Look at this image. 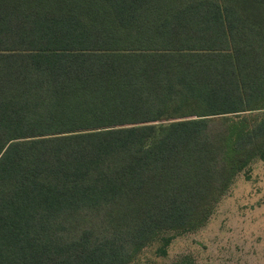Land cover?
<instances>
[{"label":"trees","instance_id":"1","mask_svg":"<svg viewBox=\"0 0 264 264\" xmlns=\"http://www.w3.org/2000/svg\"><path fill=\"white\" fill-rule=\"evenodd\" d=\"M262 157L264 0H0V264L164 254Z\"/></svg>","mask_w":264,"mask_h":264},{"label":"rangeland","instance_id":"2","mask_svg":"<svg viewBox=\"0 0 264 264\" xmlns=\"http://www.w3.org/2000/svg\"><path fill=\"white\" fill-rule=\"evenodd\" d=\"M182 254L195 264H264V157L237 173L202 225L176 234L164 254L145 247L136 264H167Z\"/></svg>","mask_w":264,"mask_h":264}]
</instances>
